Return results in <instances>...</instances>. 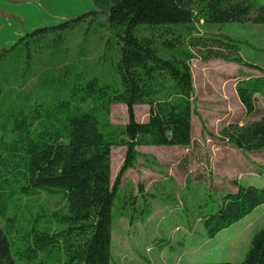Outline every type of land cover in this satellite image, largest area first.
I'll list each match as a JSON object with an SVG mask.
<instances>
[{"label":"trees","instance_id":"1","mask_svg":"<svg viewBox=\"0 0 264 264\" xmlns=\"http://www.w3.org/2000/svg\"><path fill=\"white\" fill-rule=\"evenodd\" d=\"M102 14L116 39L115 84L78 72L70 83L61 82L50 100L28 98L8 104L1 100L0 80V218L11 227L12 206L41 193L60 195L67 209L41 210L27 227L17 230V240L0 224V264H122L114 260L112 235L123 177L134 166L140 145H191L195 57L218 58L259 72L243 73L237 83L238 97L249 115L258 109L257 96L264 99V68L243 58L244 43L225 34H201L195 26L201 21L264 24L263 0H110L107 11L90 10L36 28L0 49V66L23 54L30 65L33 47L45 37L63 38L65 31ZM113 103L127 106L129 119L121 128L111 129L108 113ZM140 104L149 106L146 121L136 119L135 106ZM224 135L246 152L264 150V115L245 125L232 124ZM113 145L126 147L114 182ZM236 188L201 212L209 238L264 204V186L238 183ZM125 203L133 217L148 206L146 202L137 211L133 197ZM192 264H264V226L254 234L242 262Z\"/></svg>","mask_w":264,"mask_h":264},{"label":"rangeland","instance_id":"2","mask_svg":"<svg viewBox=\"0 0 264 264\" xmlns=\"http://www.w3.org/2000/svg\"><path fill=\"white\" fill-rule=\"evenodd\" d=\"M94 3L101 11L110 7V0ZM14 21L7 14L1 16L0 31L4 30L0 32V49L12 46L34 30L19 38L9 34L6 39L7 30L25 28L12 25ZM107 23V16L102 14L96 21L82 22L65 31L63 38L50 34L33 47L30 65H26L24 54L11 56L0 66L4 89L1 100L8 104L28 98L50 100L61 82L70 83L78 72L115 84L116 39ZM195 26L204 35L225 34L242 41L243 58L264 68V24L201 21ZM191 69L195 88L192 143L189 147H137L136 162L123 177L114 211L112 252L116 262L240 263L254 234L264 226V204L213 238L206 236L201 218V212H207L221 194L236 190L238 183L264 186V150L246 152L230 144L224 135L232 124L245 125L264 115L262 97L257 96L258 109L249 115L236 89L243 73L259 72L222 59L200 57L191 61ZM135 116L138 121H146L149 106L136 105ZM108 119L111 129L125 126L129 119L127 106L111 104ZM117 135L121 136V129H117ZM125 153V146H112L113 182ZM128 197L137 200V211L147 202L146 211L129 216L125 209ZM41 210L65 213L66 202L60 195L46 193L25 197L9 211L14 219L12 226L7 227L2 218L0 224L12 240H17V230L27 227Z\"/></svg>","mask_w":264,"mask_h":264},{"label":"crops","instance_id":"3","mask_svg":"<svg viewBox=\"0 0 264 264\" xmlns=\"http://www.w3.org/2000/svg\"><path fill=\"white\" fill-rule=\"evenodd\" d=\"M95 0H0V18L7 14L14 19L13 28L5 32L21 37L24 33L41 26H50L59 20H68L90 10H98ZM103 1V0H99ZM108 2V0H104ZM2 27V25H0ZM4 28V27H3ZM4 29H1L2 32ZM1 35V34H0Z\"/></svg>","mask_w":264,"mask_h":264}]
</instances>
